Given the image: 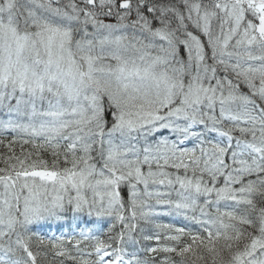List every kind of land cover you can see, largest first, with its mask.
<instances>
[{"label": "snow or ice", "instance_id": "snow-or-ice-1", "mask_svg": "<svg viewBox=\"0 0 264 264\" xmlns=\"http://www.w3.org/2000/svg\"><path fill=\"white\" fill-rule=\"evenodd\" d=\"M0 264H264V0H0Z\"/></svg>", "mask_w": 264, "mask_h": 264}]
</instances>
